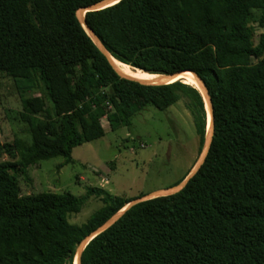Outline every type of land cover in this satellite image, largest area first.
Instances as JSON below:
<instances>
[{"label": "trees", "instance_id": "trees-1", "mask_svg": "<svg viewBox=\"0 0 264 264\" xmlns=\"http://www.w3.org/2000/svg\"><path fill=\"white\" fill-rule=\"evenodd\" d=\"M101 1L0 0V73L25 91L42 88L22 100L31 143H0V264H74L80 243L136 200L89 189L102 207L77 226L68 218L84 199L21 192L31 166L70 164L74 148L102 138L104 118L116 131L146 107L185 101L204 149L197 88L121 78L88 35L78 12ZM85 22L123 64L194 72L210 93L214 136L182 190L130 208L86 246L82 264H264V32L255 27L264 28V0H123Z\"/></svg>", "mask_w": 264, "mask_h": 264}, {"label": "rangeland", "instance_id": "rangeland-1", "mask_svg": "<svg viewBox=\"0 0 264 264\" xmlns=\"http://www.w3.org/2000/svg\"><path fill=\"white\" fill-rule=\"evenodd\" d=\"M255 17H259L257 12ZM255 27L257 35L264 32L258 24ZM18 84L0 73L1 144L17 139L31 143L28 125L21 119L22 100L41 98L42 88L25 91ZM206 108L208 112L207 103ZM102 125L105 135L74 148L72 163L65 164V159L58 157L31 166L30 181L19 180L22 194L70 193L84 199L81 212L68 218L71 224L82 226L102 207L100 198L87 196L89 189L104 190L124 200L167 192L196 170L207 151L206 137L199 152V137L185 101L167 111L146 107L134 114L130 127L112 131L106 118Z\"/></svg>", "mask_w": 264, "mask_h": 264}, {"label": "water", "instance_id": "water-1", "mask_svg": "<svg viewBox=\"0 0 264 264\" xmlns=\"http://www.w3.org/2000/svg\"><path fill=\"white\" fill-rule=\"evenodd\" d=\"M123 0H103L101 2H98L97 4L91 5L88 8L85 9H81L78 12V18L81 22V24L83 25V27L85 28L86 32L88 33V35L92 38V40L94 41V43L97 45V47L101 50V52L109 59L112 67L114 68V70L116 71V73L124 79L130 80V81H134L137 83H140L142 85H165V84H170L173 83L175 81H179V77L186 72H190L192 74H194V76L197 78V80L201 83V85L203 86V88L205 89L207 98H208V103H209V113L211 116V124L210 126L207 127V133H206V137L208 138V144H207V151L204 155V157L201 160V163L199 164V166L196 168L195 171L191 172L188 177L182 182L180 183L178 186L167 189V194L165 195H153V196H144L142 198L136 199L134 201H132L131 203H129L122 211H120L118 214H116L113 218H111L108 222H106L103 226H101L99 229H97L96 231L92 232L89 236H87L81 243L80 245L77 247V252H76V256H75V261H77V264H82V254L83 251L85 250L86 246L99 234H101L102 232H104L105 230H107L109 227H111L113 224H115L124 214L126 211H128L130 208H132L133 206L149 200V199H153V198H157V197H162V196H168V195H172L175 194L177 192H179L180 190H182L187 183L189 182V180L191 178H193L196 173L199 171V169L201 168V166L203 165V163L205 162V159L207 157V154L210 150V146L213 140V136H214V125H213V106H212V101H211V97H210V93L209 90L206 86V84L192 71H182V72H178L176 74H172V75H158L161 77L162 79V83L160 84H155V83H151L149 81H143V80H137L134 79L132 77H129L125 74H123L121 71H119V69L116 67L115 63H114V58L110 55V53L108 52V50L106 49L105 45L103 44V42L100 40V38L87 26L86 22H85V15L88 12H94V11H99L102 9H105L107 7L113 6L119 2H121ZM182 81V80H181ZM201 93V92H200ZM207 110V108H206ZM209 134V137H208ZM74 261V263H75Z\"/></svg>", "mask_w": 264, "mask_h": 264}, {"label": "bare ground", "instance_id": "bare-ground-1", "mask_svg": "<svg viewBox=\"0 0 264 264\" xmlns=\"http://www.w3.org/2000/svg\"><path fill=\"white\" fill-rule=\"evenodd\" d=\"M114 63L116 65V67L119 69V71H121L123 74L129 76V77H132L134 79H137V80H143V81H149L151 83H155V84H160L162 83V79L160 76L158 75H153V74H149L147 72H144V71H141V70H138V69H134L132 68V66H128L126 64H123L117 60H114ZM180 80H182L186 85H190V86H193L195 88H197L203 98H204V101L205 102V105L207 103V106H208V116H209V123H208V126H210L211 124V116H210V113H209V103H208V98H207V95H206V92H205V89L203 88V86L201 85V83L197 80V78L194 76V74L190 73V72H186V73H183L180 77H179ZM207 126V127H208ZM208 137H209V134H208ZM168 192L166 191H162V192H158L157 195H165L167 194ZM74 264H77V261H75Z\"/></svg>", "mask_w": 264, "mask_h": 264}]
</instances>
